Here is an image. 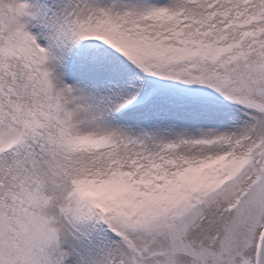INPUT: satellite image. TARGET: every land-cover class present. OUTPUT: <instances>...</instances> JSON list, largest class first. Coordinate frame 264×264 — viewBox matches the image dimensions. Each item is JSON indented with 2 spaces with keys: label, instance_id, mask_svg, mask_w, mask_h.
Wrapping results in <instances>:
<instances>
[{
  "label": "snow or ice",
  "instance_id": "obj_1",
  "mask_svg": "<svg viewBox=\"0 0 264 264\" xmlns=\"http://www.w3.org/2000/svg\"><path fill=\"white\" fill-rule=\"evenodd\" d=\"M0 264H264V0H0Z\"/></svg>",
  "mask_w": 264,
  "mask_h": 264
}]
</instances>
